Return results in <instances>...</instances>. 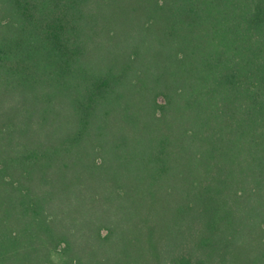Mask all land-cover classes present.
Returning a JSON list of instances; mask_svg holds the SVG:
<instances>
[{"label":"trees","instance_id":"obj_1","mask_svg":"<svg viewBox=\"0 0 264 264\" xmlns=\"http://www.w3.org/2000/svg\"><path fill=\"white\" fill-rule=\"evenodd\" d=\"M0 264H264V0H0Z\"/></svg>","mask_w":264,"mask_h":264}]
</instances>
